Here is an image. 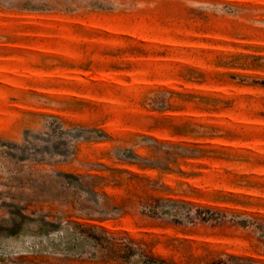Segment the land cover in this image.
<instances>
[{"label":"rangeland","instance_id":"374dc122","mask_svg":"<svg viewBox=\"0 0 264 264\" xmlns=\"http://www.w3.org/2000/svg\"><path fill=\"white\" fill-rule=\"evenodd\" d=\"M0 264H264V0H0Z\"/></svg>","mask_w":264,"mask_h":264}]
</instances>
